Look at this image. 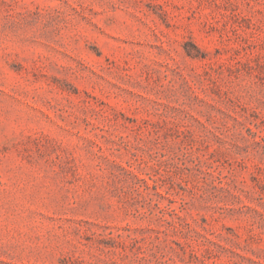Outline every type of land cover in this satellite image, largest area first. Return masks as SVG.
<instances>
[{
  "label": "rangeland",
  "instance_id": "1",
  "mask_svg": "<svg viewBox=\"0 0 264 264\" xmlns=\"http://www.w3.org/2000/svg\"><path fill=\"white\" fill-rule=\"evenodd\" d=\"M0 264H264V0H0Z\"/></svg>",
  "mask_w": 264,
  "mask_h": 264
}]
</instances>
